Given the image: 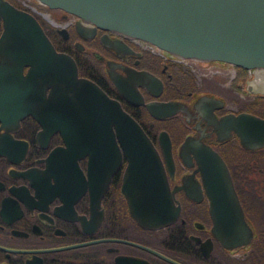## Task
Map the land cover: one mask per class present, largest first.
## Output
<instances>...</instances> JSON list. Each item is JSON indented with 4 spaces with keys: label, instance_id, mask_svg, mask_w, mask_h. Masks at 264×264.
I'll return each mask as SVG.
<instances>
[{
    "label": "flooded vegetation",
    "instance_id": "af4514ba",
    "mask_svg": "<svg viewBox=\"0 0 264 264\" xmlns=\"http://www.w3.org/2000/svg\"><path fill=\"white\" fill-rule=\"evenodd\" d=\"M6 1L35 17L55 49L73 59L77 77L137 121L178 210L164 224L139 223L122 188V145L112 124L79 108L82 82L29 73V62L13 78V58L2 49L0 264H264V145L244 146L232 129L219 137L211 122L241 111L264 118V68L180 58L37 0ZM3 17L0 4V43ZM167 99L183 107L157 117L144 105ZM160 130L169 138L166 154ZM186 136L220 154L240 211L213 213L212 182L203 181L192 152L181 150Z\"/></svg>",
    "mask_w": 264,
    "mask_h": 264
},
{
    "label": "water",
    "instance_id": "95a60500",
    "mask_svg": "<svg viewBox=\"0 0 264 264\" xmlns=\"http://www.w3.org/2000/svg\"><path fill=\"white\" fill-rule=\"evenodd\" d=\"M37 1L71 12L103 29L141 39L175 56L225 61L246 68H264V0ZM0 4L4 9L0 50L3 49L13 58L12 77L17 69L20 70L22 62H29V73L32 70L46 71L53 80H59L60 74L66 73L64 79L68 83L72 80L82 82L81 91L86 98L77 100L79 108L85 105L86 111L90 112L87 114L89 118L104 119L109 126L112 124L126 155L122 188L127 195L130 213L139 223L147 226L161 225L173 219L178 206L173 205L157 151L137 121L118 101L109 98L88 80L76 76L73 59L55 49L31 13L13 7L6 0H0ZM76 26L79 29V24ZM111 42L123 47L117 40ZM138 83L150 86L142 80H138ZM54 84L59 87L57 82ZM262 86L264 91V80ZM132 93H135L134 90ZM144 105L157 117L169 115L183 107L175 99L152 100ZM211 122L219 137L232 129L244 146L264 145L263 117L241 111L223 115ZM158 136L166 154V150L169 152L167 132L160 130ZM110 142L115 143L113 133ZM181 150L185 154L192 152L203 181L212 182L209 200L213 213L220 215L222 210L224 215H231L232 210L240 211L220 154L199 138L188 136L182 141ZM130 185L131 188L128 187Z\"/></svg>",
    "mask_w": 264,
    "mask_h": 264
},
{
    "label": "rangeland",
    "instance_id": "374dc122",
    "mask_svg": "<svg viewBox=\"0 0 264 264\" xmlns=\"http://www.w3.org/2000/svg\"><path fill=\"white\" fill-rule=\"evenodd\" d=\"M29 9H31L33 12L41 15V13L39 12V10H37L34 5H30Z\"/></svg>",
    "mask_w": 264,
    "mask_h": 264
},
{
    "label": "bare ground",
    "instance_id": "6f19581e",
    "mask_svg": "<svg viewBox=\"0 0 264 264\" xmlns=\"http://www.w3.org/2000/svg\"><path fill=\"white\" fill-rule=\"evenodd\" d=\"M30 3V2H29ZM27 5V4H26ZM27 7V6H26ZM43 14V13H42ZM181 58V57H180ZM264 75V74H263ZM261 77L263 78L264 76L261 75ZM212 98V97H211Z\"/></svg>",
    "mask_w": 264,
    "mask_h": 264
},
{
    "label": "built area",
    "instance_id": "2783aa9c",
    "mask_svg": "<svg viewBox=\"0 0 264 264\" xmlns=\"http://www.w3.org/2000/svg\"><path fill=\"white\" fill-rule=\"evenodd\" d=\"M150 46H153V45L150 44ZM153 47H154V46H153Z\"/></svg>",
    "mask_w": 264,
    "mask_h": 264
}]
</instances>
